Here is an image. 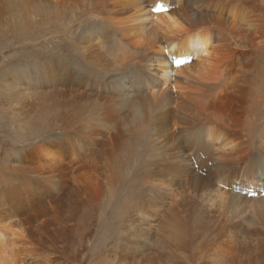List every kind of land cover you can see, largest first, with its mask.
Masks as SVG:
<instances>
[{"label":"bare ground","instance_id":"1","mask_svg":"<svg viewBox=\"0 0 264 264\" xmlns=\"http://www.w3.org/2000/svg\"><path fill=\"white\" fill-rule=\"evenodd\" d=\"M247 2L5 0L0 25L9 32L56 26L69 16L78 26H67L71 44L61 50L68 57L3 70L5 94L17 106L10 112L2 104L3 112L31 109L22 118L29 124L64 129L0 157V264H24L30 256L56 264L54 245L36 235L58 224L59 193L85 201L87 222L86 211L129 174L139 177L137 189L131 182L135 200L129 195L131 211L119 221L127 222L123 236L102 264H264V193L249 192L264 184V111L240 122L218 106L222 94L264 88L256 36L264 2L257 10ZM83 63L105 73L103 80L90 87ZM75 83L87 92L64 93ZM66 95L91 120L84 125L89 143L75 149L68 124L76 114ZM142 141L150 148L134 168ZM189 151L206 163L196 164L200 173ZM33 184L54 201L28 195Z\"/></svg>","mask_w":264,"mask_h":264},{"label":"rangeland","instance_id":"2","mask_svg":"<svg viewBox=\"0 0 264 264\" xmlns=\"http://www.w3.org/2000/svg\"><path fill=\"white\" fill-rule=\"evenodd\" d=\"M231 1L233 2L234 0ZM247 1L248 5L257 10L259 5L255 6V4L258 0ZM262 1L264 2V0ZM4 2L5 0H0V7L3 6ZM256 14L259 16L258 12H256ZM73 20V16L64 17L56 26H54V24L38 25L30 28L26 33L22 32L21 34L9 32L6 26L0 25V157L12 149L29 146L40 139L51 136L52 133L58 134L61 132L60 130L64 129L62 126L41 127V125L29 124L22 118L29 117L31 109H26L27 111H21L20 114L17 113L16 115L3 112L1 110L2 104L8 105L6 107L10 112H15L17 106L10 104L12 103V99L6 96L1 79L4 69L18 63L24 64L25 61L33 62L37 59L44 60L48 55L68 57L62 52L61 47H64L66 44H71V31L67 29V26L73 23L72 27L76 28L78 25L75 24ZM256 36L259 48L258 51L264 55V8L261 24L257 30ZM68 55H71L72 59L76 60L77 58V52H70ZM109 59L111 60L110 65L115 62L116 56L114 53L110 55ZM256 64L259 65L261 62L257 61ZM83 66L87 72L89 71L88 79L90 84L88 82L87 84L90 85V87L103 80L105 73H98L85 63H83ZM24 68L25 67H23V69ZM247 84L248 82H240L242 88ZM63 90L64 93L66 90L79 91L80 93L87 92L86 88L77 87L76 83L75 86L70 85ZM63 100H67L71 104V107L75 108L73 102L76 100L72 96L66 95ZM249 100L255 101L253 107ZM218 106L222 110L224 109L223 111L227 114L229 113L228 115L233 119L244 122L254 112L264 111V88L253 89L250 93L246 95L242 94L241 96H237L233 93L222 94ZM71 107H68L67 110L69 111ZM85 107L89 106L85 104ZM84 112L85 111H81V109L75 108L76 118L71 120L68 124V127L70 126L71 131H73L74 138L77 139L72 149H75V146L80 144L89 143V139L87 138L89 131L84 128V125H90L89 121L91 122V120L84 115ZM147 148L150 147H147L146 141H142L138 146V151L135 152L136 157L133 163L136 162L137 158L138 161L134 164V168L140 165ZM94 152H97L96 148H94ZM191 152L192 151L187 152V156L195 167L196 172L200 173L197 170V165L206 168V163L203 160L197 162L194 158V152ZM226 177V182H232L233 179L231 176ZM138 181L139 177L135 176V178L131 179L129 174L127 177H121L115 187L107 188L103 198L98 203L94 204L90 210L86 211L90 217L87 222L84 221L82 217V213L84 212L83 204L85 201L79 196H75V199L72 194H68L67 192L59 193L58 198L61 199V209L57 213L58 224L49 225L47 228V235H36L37 238L41 239L38 240H40L42 244H45V246L53 248L54 245V253L50 251L52 253H50L51 259H55L54 263L102 264L104 262V255L107 253L111 254L114 244L120 241L123 236L121 230L127 225V222L123 220L119 223L121 213L131 211L128 202L129 195L134 193V187L131 182H135V189H137V186H139ZM220 184L218 186H221ZM256 184H258V186L249 187L252 188L249 192H254L253 189L255 188L257 193H264V184L258 182ZM233 185L235 186L236 184ZM237 186L240 191L242 186L240 183L237 184ZM32 187L37 188L36 185L33 184V186L29 188L31 191L27 193L28 195L39 194L40 196L45 194V199H47L48 202L51 203L54 201V199H50L52 194L47 188L46 190L36 191L32 190ZM47 192L49 195H46ZM254 196L262 197L261 194ZM132 200H135L134 194ZM242 211L248 212V209L243 208ZM34 259V256L27 257L24 264H37L36 262L39 259L36 258V260L33 261Z\"/></svg>","mask_w":264,"mask_h":264}]
</instances>
